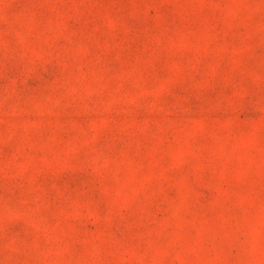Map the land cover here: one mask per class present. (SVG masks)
<instances>
[{"label":"rangeland","instance_id":"374dc122","mask_svg":"<svg viewBox=\"0 0 264 264\" xmlns=\"http://www.w3.org/2000/svg\"><path fill=\"white\" fill-rule=\"evenodd\" d=\"M0 264H264V0H0Z\"/></svg>","mask_w":264,"mask_h":264}]
</instances>
